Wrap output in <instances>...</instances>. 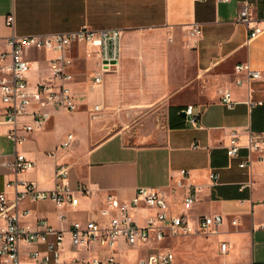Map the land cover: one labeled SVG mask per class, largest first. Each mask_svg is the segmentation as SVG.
<instances>
[{"label": "crops", "instance_id": "obj_1", "mask_svg": "<svg viewBox=\"0 0 264 264\" xmlns=\"http://www.w3.org/2000/svg\"><path fill=\"white\" fill-rule=\"evenodd\" d=\"M243 2L251 5L256 18H263L264 0H0V52L7 49L6 38L13 34L68 32L83 25L121 30L118 70L106 73L101 85H89L91 60L79 57L77 47L71 50L76 58L72 88L79 108L87 103L91 111L95 104H102L103 109L92 122L86 111L52 109L44 126L17 146L35 161L34 168L16 175L2 165L13 159L15 144L6 137L9 126L0 117V192L13 198L7 183L16 178L51 190L56 161L71 165L72 188L83 183L91 190L87 195L76 193L78 205L62 210L51 200L23 201L19 209L30 213L22 221L45 217L67 231L74 221L99 218L107 194L129 200L140 186L157 188L176 211L190 186H195L197 201L187 211L190 222L196 225L199 217L216 213L222 214L223 222L215 235L169 237L158 244L173 251V264H264V148L253 151L252 163L244 168L239 163L248 159L247 148H241L238 157L226 152L233 131L239 132L242 142L249 131L264 133V31L249 39L248 24L238 19ZM10 14L14 15L13 26L6 25ZM193 23L202 28L199 38L189 35ZM258 23L264 27V20ZM25 57L31 65V84L51 81L52 51L30 49ZM237 64H248L260 77L248 79L245 71L236 72ZM190 68L195 75H190ZM226 88L231 91L232 105L222 101ZM134 96L145 98L144 105L164 100L159 106L161 118L159 107L134 122L119 118L124 116L122 112L118 116L115 108L125 107ZM256 101L263 103L252 105ZM189 105L199 117L197 125L186 115ZM3 112L0 97V115ZM83 113L81 135L76 138L74 133L71 147L60 149L73 130L59 133L53 117ZM104 128L116 131L104 135ZM56 150L57 158L50 156ZM212 171L218 175L216 185L210 184ZM180 179L182 187L177 185ZM243 183L250 185L241 189ZM155 212L145 206L134 210L141 225ZM61 213L64 220L59 218ZM222 242L227 243L225 252L220 248ZM158 245L132 247L121 240L115 251L123 264H137ZM37 247L45 246H23V251ZM110 249L99 245L76 249L66 233L62 256L65 260L91 258ZM23 262L29 264L26 255Z\"/></svg>", "mask_w": 264, "mask_h": 264}, {"label": "built area", "instance_id": "obj_2", "mask_svg": "<svg viewBox=\"0 0 264 264\" xmlns=\"http://www.w3.org/2000/svg\"><path fill=\"white\" fill-rule=\"evenodd\" d=\"M228 2L230 0H217ZM238 19L248 24L249 39H253L264 31L258 22L264 20L254 16L251 5L243 2L240 6ZM256 23L249 25L250 23ZM14 15L6 18V25L13 26ZM189 35L199 38L202 28L199 23H193L189 28ZM121 30L93 29L83 25L79 29L51 34L17 35L6 38L7 49L0 52V97L4 104V112L0 117L9 126L6 137L15 144V152L11 161H3L4 167L10 168L16 175L35 167L34 160L17 150V146L25 143L29 135L44 126L51 117V110L62 108L68 112H75L79 104L73 92L75 81L73 67L76 58L71 50L77 47L79 57L91 60L92 66L87 70L90 86L101 85L106 73L118 70L120 61ZM50 50L54 57L50 60L51 81L31 84L28 73L31 69L30 61L25 57L27 50ZM236 72L245 71L248 79L259 78L260 72L252 70L248 64H237ZM237 84H242L237 80ZM222 101L232 105L231 91H223ZM262 101L252 102L261 105ZM102 104H95L94 112L101 111ZM186 115L191 117L193 125H197L199 117L192 105L185 109ZM75 135L67 133L59 148L67 150L71 147ZM239 132L233 131L226 147L229 157H238L241 148L248 150V159L239 163L241 168L252 163V152L264 148V133L249 131L244 142ZM197 147V145H195ZM57 150L50 156L57 158ZM71 165L56 161L54 168V187L43 190L31 181H9L7 186L13 189V198L7 192H0V264H24L26 255L29 264H123L117 257L115 247L123 240L128 246H155L169 237H180L199 234L211 236L218 233L223 222L222 214L203 215L193 225L187 211L197 201L198 188L190 186L182 198L177 210H172L166 196L157 188L140 186L129 200H120L115 194H107L105 205L99 210V218L85 222L74 221L67 231L54 227L45 217H38L34 221L23 222V217L29 215L28 209L20 210L23 201L31 203L51 200L62 210L64 207H76L79 198L76 193L87 195L91 192L86 184H79L75 189L70 184ZM218 175L210 173V184H217ZM182 187L183 181L177 180ZM250 183L240 185L241 189ZM140 206L154 208L155 214L147 216L145 224L138 223L134 210ZM65 219L63 213L59 214ZM233 224L237 221L234 219ZM66 233L74 248H93L96 245L111 248L110 252L102 256L91 258L73 257L63 259ZM43 244L44 249L32 248L23 251V246ZM220 248L227 250V243L222 242ZM25 254V255H24ZM174 253L171 249L159 246L153 249L137 264H173Z\"/></svg>", "mask_w": 264, "mask_h": 264}, {"label": "rangeland", "instance_id": "obj_3", "mask_svg": "<svg viewBox=\"0 0 264 264\" xmlns=\"http://www.w3.org/2000/svg\"><path fill=\"white\" fill-rule=\"evenodd\" d=\"M140 70L141 69L138 70V73L140 72ZM188 71L190 72V75H195V73H196L195 70L192 68H190ZM112 75H116V73L109 74V77ZM81 79L82 78H80V84L78 87L82 89L83 86L81 85ZM96 93L98 95L99 91H97ZM143 99H145V98H143L142 96H134V97L130 98V103L128 105H126L125 107L117 106L115 108V112L118 114V116H120L119 113L122 112L124 117H119V118H121L122 120L126 119V120H129L131 122L137 121L141 117L150 115L153 112H156L157 110H159L158 115L160 114L159 116L161 118V113H160L161 107H159V106H161L162 103H164L165 101L162 100V101L156 102L155 104H152V105H144ZM89 107H90V104H87V103L83 104L79 108L78 112L79 111H86V114H87L89 121L92 122L93 120H96L98 118L101 111L93 112L89 109ZM67 114H74V113H67ZM86 114L83 113L80 115H72V116L65 115V114H59V115L53 117V121L58 124L59 133H63L68 128H70L73 131H69L68 133H70V132L75 133L76 138H77L78 135L80 136L82 133L81 125L79 124V120L84 118L86 116ZM103 130L105 131L104 135H108V134L116 131V128H112V129L104 128Z\"/></svg>", "mask_w": 264, "mask_h": 264}, {"label": "water", "instance_id": "obj_4", "mask_svg": "<svg viewBox=\"0 0 264 264\" xmlns=\"http://www.w3.org/2000/svg\"><path fill=\"white\" fill-rule=\"evenodd\" d=\"M183 114H184V112H183Z\"/></svg>", "mask_w": 264, "mask_h": 264}]
</instances>
